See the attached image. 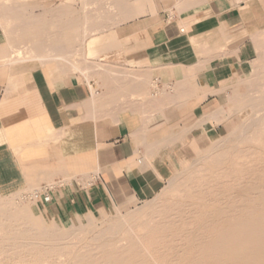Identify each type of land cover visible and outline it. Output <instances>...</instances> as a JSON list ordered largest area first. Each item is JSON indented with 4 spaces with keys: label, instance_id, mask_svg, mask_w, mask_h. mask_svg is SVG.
I'll list each match as a JSON object with an SVG mask.
<instances>
[{
    "label": "crops",
    "instance_id": "0c3cea01",
    "mask_svg": "<svg viewBox=\"0 0 264 264\" xmlns=\"http://www.w3.org/2000/svg\"><path fill=\"white\" fill-rule=\"evenodd\" d=\"M111 2L126 4L128 19L155 10L152 0ZM201 2L177 5L184 14ZM209 8L206 22L190 32L166 14L118 25L110 64L92 77L86 65L69 63L80 48L66 52L79 43L72 39L81 34V19L68 16L69 7L50 18L31 15L36 51L49 46L37 56L45 63L7 70L9 55L1 53L12 51V43L0 46V198L31 190L49 218L96 215L154 198L200 141L222 137L227 89L252 68L264 1L212 0ZM21 31H27L23 25ZM102 34H94L86 57L96 56Z\"/></svg>",
    "mask_w": 264,
    "mask_h": 264
},
{
    "label": "rangeland",
    "instance_id": "374dc122",
    "mask_svg": "<svg viewBox=\"0 0 264 264\" xmlns=\"http://www.w3.org/2000/svg\"><path fill=\"white\" fill-rule=\"evenodd\" d=\"M13 1L0 0V22L4 26L0 46L3 50L12 43V51L1 53L9 55L7 70L14 71L22 63H45L37 56L48 52L49 46L36 51L30 16L50 18L52 11L69 7L68 16L81 19V34L72 39L79 43L69 45L66 52L80 50L69 63L86 65L85 74L92 77L96 69L110 64L111 45L120 43L114 33L118 25L144 15L166 14L171 21L179 17L180 25L190 32L206 22L212 0L191 5L184 14L177 5L180 0H152L154 11L130 19L126 4L109 0H16L19 5ZM6 7L10 8L4 13ZM2 14L9 17L2 20ZM78 23L71 21L72 27H78ZM22 25L27 31H21ZM101 32L104 40L98 43L96 56L88 53L86 57L95 43L94 34ZM254 41L257 54L252 68L233 79L227 89L223 113L228 130L222 137L200 141L158 195L65 220L44 215L36 205L35 191L0 198V264H216L217 260V264H263L259 248L264 247V235L252 239L248 234L264 233V29L254 35ZM235 229L242 232L236 234ZM226 233H234L230 239L237 242L228 241Z\"/></svg>",
    "mask_w": 264,
    "mask_h": 264
},
{
    "label": "bare ground",
    "instance_id": "6f19581e",
    "mask_svg": "<svg viewBox=\"0 0 264 264\" xmlns=\"http://www.w3.org/2000/svg\"><path fill=\"white\" fill-rule=\"evenodd\" d=\"M109 3H113V2H111V0H110ZM115 4H117V3H115ZM124 13H125V11H124ZM124 13H123V15L126 16V14H124ZM182 30H184V29H182ZM263 99H264V95H263ZM261 101H262V100H261ZM262 111L264 112V110H262ZM261 117H262V116H261ZM263 130H264V129H263ZM258 135H259V133H258ZM258 138H259V137H257V139H258ZM262 139H263V138H262ZM262 139H261V140H262ZM253 144H254V142H253ZM262 147H264V146H262ZM242 151H243V150H242ZM248 151H249V150H248ZM256 151H257V150H256ZM256 151H255V152H256ZM249 153H250V152H249ZM240 154H241V153H240ZM247 154H248V153H247ZM247 154H246V155H247ZM246 155H245V157H247ZM243 156H244V155H243ZM243 159H244V158H243ZM258 160H259V157H258ZM255 161H256V159H255ZM240 167H241V165H240ZM239 169H240V168H239ZM227 171H229V170H227ZM239 171H240V170H239ZM242 171H243V170L241 169L240 172H242ZM224 172H225V171H224ZM240 172H239V173H240ZM221 173H222V172H221ZM229 173H230V172H229ZM236 173H237V172H236ZM220 175H221V174H220ZM223 175H225V174H223ZM226 175H228V174H226ZM226 175H225V177H226ZM231 175H232V174H231ZM216 176H217V175H216ZM216 176H215V177H216ZM221 176H222V175H221ZM221 176H220V177H221ZM241 176H242V175H241ZM229 177H230V176H229ZM229 177H228V178H229ZM214 179H215V178H214ZM223 180H224V179H223ZM225 180H226V179H225ZM247 180H248V179H247ZM217 182H218V180H217ZM200 183H201V182H200ZM219 184H220V183H219ZM208 185H209V184H208ZM194 188H195V187H194ZM201 188H202V187H201ZM203 188H204V187H203ZM195 189H196V188H195ZM201 192H203V191L201 190ZM212 192H213V191H212ZM203 193H204V192H203ZM203 193H202V194H203ZM207 193H208V192H207ZM214 195H215V194H214ZM176 208H177V207H176ZM169 209H170V208H169ZM175 210H176V209H175ZM161 213H162V212H161ZM255 217H257V216H255ZM157 218H158V217H157ZM163 218H164V217H163ZM160 219H161V218H160ZM164 219H165V218H164ZM251 219H252V220H253V219L255 220V218H251ZM157 221H158V220H157ZM166 222H167V221H166ZM252 222H253V221H252ZM159 223H160V222H159ZM154 224H156V223L154 222L153 225H154ZM119 225H120V224H119ZM146 225H147V224H146ZM153 225H152V226H153ZM161 225H162V224H161ZM260 225H261V224H260ZM121 226H122V225H121ZM155 226H156V225H155ZM159 226H160V224H159ZM165 227H166V225H165ZM171 227H172V226H171ZM167 228H168V227H167ZM165 229H166V228H165ZM117 230H118V229H117ZM236 230H237V229H235V231H236ZM231 231H232V230H231ZM262 231H263V230H262ZM262 231H261V232H260V231H259V232H253V233H249V232H248L249 234H248V233H247V234H248L249 237L253 236L252 239H255L256 237H261V236L264 235V233H263ZM237 232H238V233H239V232L241 233L242 231H236V234H237ZM229 233H230V231H229ZM240 233H239V234H240ZM226 234L228 235V233H226ZM226 234H225V235H226ZM232 234H234V233H232ZM232 234H230V236H229V235L226 236V237H229L228 241H229V240H232L233 243H234L235 241L237 242V239H236V240L234 239L235 241H233V239H230V237L233 238V236H234V235H232ZM236 234H235V236H236V238H237L239 235L237 236ZM243 234H244V232H243ZM38 235H39V234H38ZM102 235H103V234H102ZM102 235H101V236H102ZM223 235H224V234H223ZM223 235H222V236H223ZM59 236H60V235H59ZM245 236H247L246 233H245ZM48 237H49V236H48ZM60 237H61V236H60ZM220 237H221V236H220ZM239 237H240V236H239ZM239 237H238V238H239ZM242 237L244 238V236H242ZM38 238H39V236H38ZM243 238H242V239H243ZM224 241H226V240L224 239ZM224 241H221V243H223ZM228 241H227V242H228ZM238 241H239V240H238ZM256 241H257V240H255V242H256ZM45 242H46V241H45ZM224 243H225V242H224ZM224 243H223V244H224ZM233 243H232V244H233ZM250 243H252V242H250ZM253 243H254V242H253ZM253 243H252V245H253ZM260 243H261V242H260ZM50 244H51V243H50ZM225 244H226V243H225ZM225 244H224V246H225ZM230 244H231V243H230ZM247 244H248V243H247ZM219 245H220V246H218V245H217V246H218V247H221V246H222V244H220V243H219ZM227 245H229V244H227ZM234 245H235V244H233L232 246H234ZM245 245H246V244H245ZM245 245L243 246V245L241 244V246H243V247H245ZM263 245H264V242H263ZM57 246H59V245H57ZM217 246H216V247H217ZM237 246H238V249H239L240 243H238V245L236 244V247H237ZM254 246H255V245H254ZM222 247H223V246H222ZM222 247H221V248H222ZM236 247H235V248H236ZM243 247H242V249H243ZM231 248H232V247H231ZM258 248H259V247H258ZM214 249H215V248H214ZM217 249H218V248H217ZM256 249H257V248H255V250H256ZM259 249H260L259 253H262V252H263L262 254H263V256H264V247H263L262 249H261V248H259ZM259 249H258V250H259ZM232 250H233V248H232ZM232 250H231V251H232ZM255 250H253V251H255ZM258 250H256L255 252H258ZM213 251L215 252V250H213ZM218 251H219V250H218ZM218 251H217V252H218ZM223 251H224V250H223ZM237 251H238V250H237ZM239 251H240V249H239ZM225 252H226V250H225ZM234 252H235V250H234ZM243 252H244V251H243ZM250 252H251V251H250ZM39 253H40V252H39ZM215 253H216V252H215ZM223 253H224V252H223ZM227 253H228V255L231 254L230 251L227 252ZM229 253H230V254H229ZM218 254H219V252H218ZM233 254H234V253H233ZM236 254L238 255V253H236ZM241 254H242V253H241ZM246 254H247V253H246ZM246 254L244 253L245 256H246ZM249 254H252V253H249ZM249 254H248V255H249ZM51 255H52V254H51ZM212 255H213V254H212ZM226 255H227V254H226ZM234 255H235V254H234ZM244 255H243V257H244ZM248 255H247V256H248ZM253 255H254V254H253ZM48 256H50V255H48ZM230 256L233 257L232 254H231ZM238 256H240V255H238ZM231 257H230V258H231ZM216 258H218V257H216ZM233 258H234V257H233ZM240 258H241V257H240ZM36 259H37V258H36ZM238 259H239V258H238ZM243 259H244V258H243ZM232 260H234V259H232ZM232 260H231L230 262H232ZM236 260H237V259H236ZM249 260H250V259H249ZM259 261H260V259H259ZM217 262H218V260H217ZM217 262H216V264H217ZM235 262H237V261H235ZM241 262H242V261H241ZM250 262H251V261H250ZM254 262H255V261H254ZM257 262H258V261H257ZM222 263H223V262H222ZM237 263H238V262H237ZM242 263H244V261H243ZM252 263H253V261H252ZM252 263H251V264H252ZM258 263H259V262H258ZM260 263H261V261H260ZM231 264H232V263H231ZM239 264H240V263H239ZM244 264H245V263H244ZM246 264H247V263H246ZM248 264H249V262H248ZM263 264H264V263H263Z\"/></svg>",
    "mask_w": 264,
    "mask_h": 264
},
{
    "label": "built area",
    "instance_id": "2783aa9c",
    "mask_svg": "<svg viewBox=\"0 0 264 264\" xmlns=\"http://www.w3.org/2000/svg\"><path fill=\"white\" fill-rule=\"evenodd\" d=\"M40 196V194L39 193H35V197L36 198H38ZM43 199H44V201H46V202H50L51 200H52V195H51V193L49 192V193H45L44 195H43Z\"/></svg>",
    "mask_w": 264,
    "mask_h": 264
}]
</instances>
